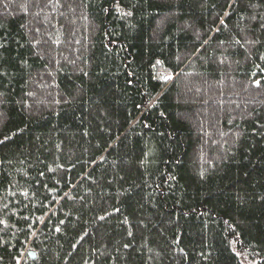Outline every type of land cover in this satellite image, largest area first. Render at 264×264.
<instances>
[{
	"label": "trees",
	"instance_id": "trees-1",
	"mask_svg": "<svg viewBox=\"0 0 264 264\" xmlns=\"http://www.w3.org/2000/svg\"><path fill=\"white\" fill-rule=\"evenodd\" d=\"M0 264H264V0H0Z\"/></svg>",
	"mask_w": 264,
	"mask_h": 264
},
{
	"label": "water",
	"instance_id": "water-1",
	"mask_svg": "<svg viewBox=\"0 0 264 264\" xmlns=\"http://www.w3.org/2000/svg\"><path fill=\"white\" fill-rule=\"evenodd\" d=\"M29 255H30L31 257H34V256H35V253H34L33 251H29Z\"/></svg>",
	"mask_w": 264,
	"mask_h": 264
},
{
	"label": "snow or ice",
	"instance_id": "snow-or-ice-1",
	"mask_svg": "<svg viewBox=\"0 0 264 264\" xmlns=\"http://www.w3.org/2000/svg\"><path fill=\"white\" fill-rule=\"evenodd\" d=\"M129 15L131 14V13H128ZM222 23H223V21H222ZM157 63H160L159 61H157ZM165 79H168V77H165ZM137 107H139V105H137ZM125 247H127V245H125Z\"/></svg>",
	"mask_w": 264,
	"mask_h": 264
}]
</instances>
